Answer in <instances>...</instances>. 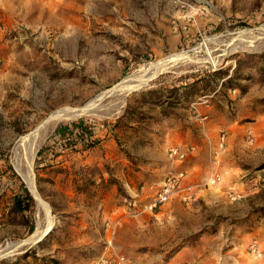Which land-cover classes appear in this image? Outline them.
Instances as JSON below:
<instances>
[{
	"label": "rangeland",
	"instance_id": "obj_1",
	"mask_svg": "<svg viewBox=\"0 0 264 264\" xmlns=\"http://www.w3.org/2000/svg\"><path fill=\"white\" fill-rule=\"evenodd\" d=\"M171 55L122 102L100 97L96 115L47 131L32 171L48 218L30 192L32 212L13 210V189H29L16 159L52 110ZM172 146L193 150L178 161ZM179 170L190 198L143 209ZM253 240L264 245V0H0V262L90 264L115 248L127 264H264Z\"/></svg>",
	"mask_w": 264,
	"mask_h": 264
},
{
	"label": "bare ground",
	"instance_id": "obj_2",
	"mask_svg": "<svg viewBox=\"0 0 264 264\" xmlns=\"http://www.w3.org/2000/svg\"><path fill=\"white\" fill-rule=\"evenodd\" d=\"M175 57L177 58V56L171 55V56L166 57L163 60H159L156 62H147V63L140 65L138 70L133 75L129 76L125 80L122 79L123 81L113 85L110 89H107L104 93H101L95 99L85 102L84 104L80 106L62 105L52 110L48 114V116L32 131L31 135L29 134L30 137L33 138L34 142L30 146V149H28L29 154L26 155L24 161H22L23 159L22 160L16 159L17 160L16 161L17 170L22 176L26 185L28 186L31 194L36 199L38 208H40V211L44 213L45 217L48 218L49 207H48V204L40 197L39 193L36 190V187L34 184V173L32 171V163H33L34 154H35L38 142L40 141L42 136L45 135V133H47V131H49L59 121L72 119L78 116H82L84 114H95L97 112H100L102 110L101 109L102 104L99 105L100 104L99 102H98L99 104L96 103V101L100 99V97L109 96V95L116 96V99L118 100V102L119 101L122 102L123 97L128 92H131V91L137 90L138 88L143 87V85L146 84L147 80L150 77L154 76L159 71L168 69L171 65H173L175 63L174 61ZM179 57H180L179 59H182V60L183 58L185 59V57L183 56H179ZM24 139L25 137H21L20 138L21 142L22 140L24 141ZM50 226H51V221L49 220L47 221L46 224H44L43 227H37L36 231L32 235L28 236L27 238L23 240L18 241V243H34L37 240L39 241V239L49 230ZM5 251L0 249V257H3L6 254Z\"/></svg>",
	"mask_w": 264,
	"mask_h": 264
},
{
	"label": "built area",
	"instance_id": "obj_3",
	"mask_svg": "<svg viewBox=\"0 0 264 264\" xmlns=\"http://www.w3.org/2000/svg\"><path fill=\"white\" fill-rule=\"evenodd\" d=\"M224 144V135L220 138L219 147H222ZM193 150V147H186L179 148L177 146H172L169 149V157L182 161L185 159V157L188 156L189 153H191ZM221 179V174L217 171H212L206 181L204 182V185L206 186H216ZM186 178V172L185 171H175L174 173H171L163 182L162 185L157 189L155 192V195L151 199V201L144 205L143 209H154L164 203H167L170 199L173 197H179L183 201L188 200L190 198V191L193 188V184H189ZM228 196L231 200H236L239 198L238 193L235 191L228 192ZM119 223L118 220H115V222L112 225H109L110 233H114V229ZM249 252L255 257V258H262L264 257V245H261L258 243L257 240L251 241L248 246ZM128 258L121 253L119 250L115 248H111L108 250L106 254H103L98 259L94 260L90 264H127Z\"/></svg>",
	"mask_w": 264,
	"mask_h": 264
},
{
	"label": "trees",
	"instance_id": "obj_4",
	"mask_svg": "<svg viewBox=\"0 0 264 264\" xmlns=\"http://www.w3.org/2000/svg\"><path fill=\"white\" fill-rule=\"evenodd\" d=\"M84 140L87 141L86 139H82V141H84ZM89 143L94 144V142H92V141H89ZM21 195H22V199L17 198L14 201L13 210H15L18 213H22V214L25 213L26 211L32 212L33 200H32V197H31L29 191H27L26 189L22 190ZM0 264H9V262L8 261H1Z\"/></svg>",
	"mask_w": 264,
	"mask_h": 264
},
{
	"label": "crops",
	"instance_id": "obj_5",
	"mask_svg": "<svg viewBox=\"0 0 264 264\" xmlns=\"http://www.w3.org/2000/svg\"><path fill=\"white\" fill-rule=\"evenodd\" d=\"M21 193H22V189H20V187H17V188H15V189H13V193H12V196H13V201H12V203H14V201L17 199V198H20V199H22V195H21ZM18 213V212H17ZM20 215H24V216H27V214H30V212L29 211H26L25 213H19ZM28 224H29V227H30V224H31V221H29L28 222Z\"/></svg>",
	"mask_w": 264,
	"mask_h": 264
},
{
	"label": "water",
	"instance_id": "obj_6",
	"mask_svg": "<svg viewBox=\"0 0 264 264\" xmlns=\"http://www.w3.org/2000/svg\"><path fill=\"white\" fill-rule=\"evenodd\" d=\"M28 191L30 192V190L28 189ZM31 193V192H30Z\"/></svg>",
	"mask_w": 264,
	"mask_h": 264
}]
</instances>
